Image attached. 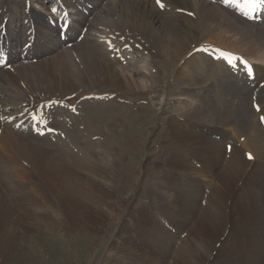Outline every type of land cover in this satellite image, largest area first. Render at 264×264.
Masks as SVG:
<instances>
[{"label": "rangeland", "instance_id": "1", "mask_svg": "<svg viewBox=\"0 0 264 264\" xmlns=\"http://www.w3.org/2000/svg\"><path fill=\"white\" fill-rule=\"evenodd\" d=\"M13 1L17 2V7L12 3L11 11L19 12L18 18L9 26L12 36H0V45L10 48L12 52L24 51L22 46L26 41L24 36L19 35V29L24 23L20 19L21 15H25L27 11L30 17H35L38 21L43 19L44 22L55 25L56 21L67 20L74 27L79 19V9L85 5V0L78 1L79 5L69 8L60 3V0ZM146 1L153 5L159 17L145 9L143 2ZM75 2H70V5ZM162 2L165 5L163 13L155 7L153 0H87L89 5L86 4L84 9L87 6L90 9L92 3L98 5L97 12L91 13L89 17L90 21L96 20V23L86 26L92 28V38L100 46L103 44L100 42L102 38L107 46L108 41L113 38L138 39L135 38V31L138 30L135 23L131 22L129 27L122 28L119 21L115 22V17L119 14L131 15L137 19L145 16L146 21L151 23L147 28L148 37L136 41L141 45L142 51H133L121 42L117 51L123 65H116L113 71L123 76L139 72L134 76L135 83L132 81L129 89L122 90L116 86L103 87L99 96L102 98L98 97L94 101V95L84 93L85 90L80 91L76 87L78 78H73L71 84L66 82L65 85H60V93H52L50 102L40 106V109L50 114L48 122L53 127L46 132L58 137L51 139L47 135L41 138L42 135L34 130V134L29 131L16 132L17 137L29 138L41 146H46L49 140L57 141L59 138L62 148L58 147L56 153H61L63 157L66 155L65 159L73 157L80 164L90 160V153L93 161L108 170L117 155L125 163L124 168L120 169L121 174L124 173L123 178L114 183L102 178L98 180L101 187L113 196L115 205L100 208L102 216L98 222L89 220L84 228L62 232L54 231L46 222L45 225L37 214L35 218L32 217V221L25 222L21 229L27 236L30 247V255L27 257H30L31 264H154L150 260L153 254L152 241L150 244L144 241L142 232H149V220L158 222L157 229H162L156 242L166 251L160 255L161 258L166 257L165 264H264V167L261 165L264 164L261 161H264V139L260 141L259 148L254 146L255 150H251L246 144L249 126L254 123L251 122L253 111L250 99L252 97L255 100L256 92L252 95L250 91H245L244 89L250 88L243 82L242 86L235 84L232 74L231 77L225 76L227 82L223 78H216L218 87L214 83H210L211 87L208 83H183L180 79L182 74L191 73L194 77L198 72H189L187 62L169 64L164 60L167 55L174 54L175 50L182 51L183 45H188L189 55L196 54L194 51L201 46L205 47L200 50L224 54L218 49L223 47L215 46L221 39L224 49L230 52L246 56L254 51L264 55V36L254 33L256 29H264V25L261 24L262 27L260 23L244 21L231 10L206 0H189L186 4L184 0ZM205 5H211L208 17L202 13ZM106 8L113 11L105 20L112 22L111 26H118L120 30L109 29L108 33L104 28L98 27L101 17L98 13L105 15ZM52 9L56 11L53 12ZM215 9L225 17L224 24L216 21L212 14ZM29 16H25V19H29ZM80 17L83 18L81 15ZM254 24L257 28H253ZM236 27L246 28L241 32ZM197 30L205 31L208 36L201 35L200 38ZM44 32L52 35L50 30ZM243 35L246 36V41L243 40ZM19 40H22L21 47L17 45ZM53 43L47 45L52 46ZM161 46L166 52L159 49ZM199 55L202 54H197ZM35 62L31 64L34 65ZM257 62L254 61L253 66L262 81L264 63ZM131 63L133 64L128 66ZM218 69H226V66L219 63L208 72L209 75L219 77ZM35 80L39 82V87L37 88L34 79L32 86L37 91L44 89L46 84L41 83V78L40 81ZM24 83L20 84V90L26 88ZM0 88L1 103L6 106V112L14 121L19 118V96L13 93L16 92L15 89L7 90L8 81L5 79L0 81ZM261 90H264V85L257 91L258 99L262 96ZM181 92L183 93L180 94ZM87 94L91 95L92 100L84 97ZM201 95L208 103H215L210 104V107L216 113L219 112L217 116L220 115V118L215 117L210 121L204 116L198 124L190 125L187 111H193V108L200 105ZM62 98L63 101L59 100ZM243 100L245 102L239 107L237 103ZM53 107L56 110L48 109ZM260 108H257V113L264 110V104ZM6 112L3 110L9 119ZM21 112L23 117L29 118L22 109ZM58 112L63 115L61 123L57 118ZM37 113H40L39 109ZM225 119L233 122L236 127L224 126ZM174 121L186 129L179 130ZM96 128L104 132L103 137L92 135ZM261 128L264 129V125ZM6 129L13 132L11 125ZM235 129L238 133L241 132L240 135L234 132ZM256 130L257 126L254 127V132ZM213 134L218 136L212 137ZM240 143H243L242 147ZM249 146H252L251 142ZM248 154H251L252 159L248 158ZM1 160L4 161L2 158ZM6 164L9 165L8 162ZM85 184L89 185L88 182ZM250 195L255 198L253 204L245 205L250 201ZM140 206L145 208L136 212V208ZM141 212L148 215L141 216L135 223L137 213ZM155 231L151 230L149 233ZM157 264H161L160 260Z\"/></svg>", "mask_w": 264, "mask_h": 264}, {"label": "bare ground", "instance_id": "2", "mask_svg": "<svg viewBox=\"0 0 264 264\" xmlns=\"http://www.w3.org/2000/svg\"><path fill=\"white\" fill-rule=\"evenodd\" d=\"M67 1L68 0H66V2L60 0V3L67 5L69 8L71 6H77L76 4L79 5L78 1L81 0ZM188 1L189 0H184V3L186 4ZM206 1L212 2L224 8L216 0ZM70 2H75V4L70 5ZM104 2H106V0H104ZM12 3H15V6L17 7L16 1L0 0V36L5 31L7 38L12 36L10 35V32L12 31L9 29V26H11L10 23L12 21H15L14 19L18 18L17 13L19 12L18 10L11 11ZM143 3L146 10L157 14L159 17V14L150 2L146 1ZM162 3L163 2L161 0V4ZM86 4L89 5L87 0H85V5L83 8L79 9V19L77 22H75V26H69L65 34L62 33V29L58 30V28L52 27L48 22H44L45 20L43 19L38 21V19H35V17H30L28 15L29 11H27L25 15H21L20 19L24 23L19 29V35L24 36L26 43H30L32 46L31 49L26 52L22 51L13 53L11 51L4 53L7 55L5 65L2 63V55H0V79H5L8 81L7 90L11 91L15 89L14 91L16 92H12L19 96L18 99L19 103L21 104V106H19V118L13 121L12 116L6 112V106L1 103L0 96V211H2L0 212V264H31L29 261L30 257H27V255H30V247L27 236L21 227L25 225L26 221H32L36 214L40 221L48 223L54 231L62 232L63 230L67 229H76L81 227L84 228V224L88 223L89 220L98 222L102 216L101 209L103 206L106 208L115 206L112 201L113 196L107 193L104 188L101 187L98 180L102 178L106 182L109 181L114 183L117 180L123 178L124 173L121 174L120 169L125 163L124 160L118 158V155L112 160L110 166L111 169L109 168L108 170L98 165L97 162L93 161L91 153L88 155V159L90 160L85 164L78 163L73 157L69 156L68 159H65L66 155L63 157V155H60L61 153L57 154V148H62L60 142L58 141L59 138L57 141L49 140L46 142V146H41L37 143H34L29 138H20L16 135V132L25 133L26 131H29L34 134L35 131L42 135L41 138L44 136L46 137L47 135L50 136L49 138L51 139L58 137V135L53 137L49 132H46L53 127L52 124L48 122V116L50 114L48 111L40 109V106L42 104H46L47 101L50 102L49 100L53 92L54 94H56V91L57 93L61 92L62 88L60 85H65L64 83L66 82L68 85L71 84V79L78 78L79 81L77 82L78 85L76 87L80 89V91L85 90L84 93L93 94V100H97V98L102 93L101 89L103 87L116 86L119 90L125 88L129 89L131 82L134 80V76L139 73L135 72L131 76H123L116 73V71H113V68L116 65L119 67L123 65L121 58L117 55V51L120 49V42L127 45L133 51L135 49L142 51V49H140L141 45L139 46L136 41H140L143 38L148 37L147 28L151 23L146 21L145 16L137 19L131 15L119 14L115 17V22L119 21L120 27L122 28L129 27L131 22L135 23L138 26V30L135 31V38L138 39L134 41L131 38L128 40H123L121 37L119 39L113 38L108 41L109 43L107 46L102 38L100 39V42H103V44L100 43L103 46L102 47L92 38L93 35L90 31L92 28L86 26L96 23V20L90 21L89 17L91 16V13L94 14L97 12L98 9L96 10V8L98 5L96 3H92L90 9L88 6L84 9ZM153 4L161 13L164 12V4L163 7H160L157 5L156 0H153ZM256 5L258 9L256 11L257 13L255 14V17H259L260 14L258 11H264V7H260L263 6L262 4ZM205 6L206 7L203 8L202 13L204 16L208 17L211 5ZM106 10L107 13L104 11L105 15H103L102 12L98 13V16H101L99 18L100 21L97 23L98 27L104 28L108 31V33H110V30H120L118 26L113 28L111 26L112 22H107L105 20L107 16L112 15L113 11L110 8H106ZM230 12L242 20L247 21L239 16L236 12ZM212 14L215 16L216 21L223 24L226 22L224 20L225 17L222 16V14L217 9L213 10ZM80 15L83 16V18H81ZM25 16L27 18L29 16L30 18L25 19ZM204 24L205 20L202 21V25ZM259 25L262 26L261 24ZM245 28L236 27V29L241 32L245 31ZM253 28H257V26L254 24ZM45 30H50L52 35L49 36L46 34L44 32ZM29 31L30 34L27 35ZM197 32L200 33V38L201 35H206L205 31L202 32L197 30ZM255 32L264 36V29H256L254 30V33ZM120 36H122V34ZM242 37H244L243 40L246 41V36L243 35ZM50 42L55 43H53L52 46L47 45V43ZM21 43L22 40L17 41L18 46H21ZM215 46L223 47V49L218 48L219 51H223L224 53L229 52L230 54H223L217 51L214 53L203 51L200 49L205 46H201L199 50L194 51L196 54L192 53L189 55L188 45H183L182 51L175 50L174 54L167 55L164 60H166V62L169 64L179 61L183 62V64L187 62L186 65H188L189 72H198V75L194 77H192L191 73L182 74L180 79L183 83L187 81L195 84L202 83L204 85L205 83H208L209 87H211L210 83H214L213 85L218 87L219 85H216L218 81L216 78H223V81H225L227 78L225 76L231 77L230 75L232 74V81L235 84L238 83L239 86H242V81L249 82L251 85L255 84L256 87L254 90L244 89L245 91H250L249 93H252V95L256 92L255 100H253L252 97L250 99L252 100L251 111H253L252 121H250L254 123L251 125V127L249 126L250 129L248 128L249 134H246L247 147L255 150L254 148H259L260 141L264 139V129L261 128V125H264V121L261 120V117H264V110L257 113V108H260V105L264 104V90L260 91L262 92V96L259 99L257 96L258 89L262 88L264 85V78L262 81L261 76L258 78L254 66L255 71H253V75H249V77L252 79L255 76V79L249 80L246 76L245 70L243 69L242 63H244L245 60L247 62H252L253 65H255L254 61L264 63V55L259 53L257 54L252 51L246 55L249 57H246L245 55L230 52L224 49L225 45L222 44V39L219 43L215 44ZM107 49L108 51H105ZM109 49H112L113 51ZM159 49L166 52V49H164L162 46ZM197 54H202L208 59L202 55L197 56ZM216 54L218 55L216 56ZM250 56L254 57L251 58ZM36 59L37 62H35ZM134 59H136V57ZM10 62L12 63V66H18L11 67L9 66ZM14 62H17V64H14ZM34 62L35 64L32 65ZM219 63L225 65L226 69H222L220 71L218 69L219 77L216 75H209L213 68L218 66ZM132 64L133 63L129 64L128 66H131ZM112 72L113 74H111ZM35 78L38 81H40L39 78H41V83L46 84L44 89L37 91L32 86L31 82L34 79L37 88L39 87V82H37ZM133 82L135 83V81ZM260 82H263L261 86ZM21 83L26 85L25 89L22 88L20 90ZM2 93L5 92L3 91ZM182 93L183 92L180 94ZM84 97H86V99L90 98L92 100L91 95ZM248 97L249 94H247V98ZM101 98L102 97H99V99ZM59 100L63 101V98ZM199 102L200 105L193 108V111H187V114L190 117L189 120L191 121L190 125L198 124L201 120H203L204 116H206L210 121L212 118L220 116H217V113L219 114V112L216 113V110L213 111L211 109L210 104L212 105L213 102L208 103L207 99H205V97L202 95L199 97ZM243 102H245V100L237 103L238 106L240 107L241 105L242 107ZM37 108L40 110V113H37ZM21 109L23 110L24 115H29V118L22 116ZM48 109L56 110L54 107ZM3 110H5V112L8 114L9 119L3 113ZM30 110L31 112H29ZM234 112L238 113L236 111ZM58 115L59 116L57 118L61 123L63 115L61 112H58ZM237 119L239 120L238 114ZM195 120L197 122H195ZM174 122L178 125L179 130L186 129V127H184L182 124L177 123L176 121ZM232 123L225 119L224 126L235 128L236 126H234ZM8 125H11L13 132L6 129ZM255 126H257V130L254 132ZM246 128L247 127L245 126V129ZM235 130L234 132H237V130ZM94 133L95 134L92 135H98L99 137L104 136V132L100 129L98 130L97 128L94 130ZM240 133L237 132L239 135ZM107 135L109 136V134ZM114 135L116 136V133H114ZM217 136H214L213 134L212 137ZM242 139L245 140V138ZM250 142L252 144L251 147L249 146ZM242 144L243 143H240V147H242ZM66 149L67 148H65V150ZM257 151L258 149L256 152ZM1 158L4 160L3 162ZM261 161L264 162L263 160ZM7 162L9 165L6 164ZM261 165L264 167L263 163H261ZM92 179H95V181L92 182ZM87 182L89 183L88 186L85 184ZM250 197V201L245 205L253 204L252 201L255 198L252 195H250ZM244 201L247 202V200ZM144 208L145 207L143 206L137 207L136 212ZM41 215H43V217H40ZM137 215L138 219L135 221V223L139 221L141 216H146L148 214L141 212L137 213ZM33 216L34 218H32ZM157 226H159L158 222H152L150 220L147 222V229L149 232L151 230L155 231ZM161 231L162 229H157L155 233L153 232L152 234H150L147 230L142 231L144 241L148 242L149 244L152 241L151 245L153 254L150 260L154 264H157L158 260H160L161 264H165L166 260L165 256L162 258L160 257L165 249L156 242V238L159 236Z\"/></svg>", "mask_w": 264, "mask_h": 264}, {"label": "snow or ice", "instance_id": "3", "mask_svg": "<svg viewBox=\"0 0 264 264\" xmlns=\"http://www.w3.org/2000/svg\"><path fill=\"white\" fill-rule=\"evenodd\" d=\"M157 2V5L160 6V7H163V4H161V0H156ZM253 4L256 5V4H264V0H253ZM53 12L56 11V9H52ZM68 25H65V27H67ZM245 66H246V62H245ZM248 72H249V75H251V68L248 67L247 68ZM55 103V102H53ZM261 120L264 121V117H261ZM248 158L249 159H252V156L251 154H248Z\"/></svg>", "mask_w": 264, "mask_h": 264}]
</instances>
